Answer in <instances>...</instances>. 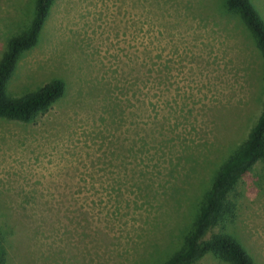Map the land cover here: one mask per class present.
I'll use <instances>...</instances> for the list:
<instances>
[{
    "label": "rangeland",
    "instance_id": "374dc122",
    "mask_svg": "<svg viewBox=\"0 0 264 264\" xmlns=\"http://www.w3.org/2000/svg\"><path fill=\"white\" fill-rule=\"evenodd\" d=\"M264 19V0H251ZM0 0V60L33 17ZM53 79L30 122L0 118V241L10 264H160L185 243L216 170L264 107V57L225 0H54L7 93ZM264 264V164L228 196ZM196 264H229L212 253Z\"/></svg>",
    "mask_w": 264,
    "mask_h": 264
},
{
    "label": "trees",
    "instance_id": "16d2710c",
    "mask_svg": "<svg viewBox=\"0 0 264 264\" xmlns=\"http://www.w3.org/2000/svg\"><path fill=\"white\" fill-rule=\"evenodd\" d=\"M31 1L33 17L29 25L9 40L0 60V118L22 122H30L47 111L64 95L66 89L64 80L53 79L38 90L20 97H12L7 93V83L20 56L37 44L54 3V0ZM225 5L239 14L264 57V19L252 1L225 0ZM259 163L264 164V107L248 137L216 170L194 225L185 237L184 245L160 264H196L209 253L229 264H255L246 248L234 236L215 233L206 237L216 225L233 217L235 205L228 200V196ZM7 243V238L0 241V264H10Z\"/></svg>",
    "mask_w": 264,
    "mask_h": 264
}]
</instances>
